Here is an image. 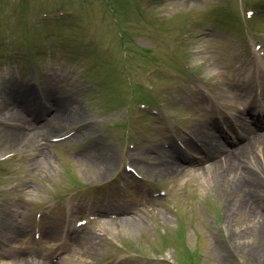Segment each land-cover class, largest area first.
Segmentation results:
<instances>
[{
    "label": "rangeland",
    "instance_id": "374dc122",
    "mask_svg": "<svg viewBox=\"0 0 264 264\" xmlns=\"http://www.w3.org/2000/svg\"><path fill=\"white\" fill-rule=\"evenodd\" d=\"M17 95L33 119L0 114V264H264L263 154L254 186L204 174L255 134L237 118L264 96V0H0V102ZM63 100L69 119L10 142Z\"/></svg>",
    "mask_w": 264,
    "mask_h": 264
},
{
    "label": "bare ground",
    "instance_id": "6f19581e",
    "mask_svg": "<svg viewBox=\"0 0 264 264\" xmlns=\"http://www.w3.org/2000/svg\"><path fill=\"white\" fill-rule=\"evenodd\" d=\"M12 99L6 98L2 102H0V114L3 116H7L9 120L16 122V123H29V119H33L32 111H27L25 109H22V103L25 101L20 100V96H14ZM20 100V101H19ZM70 103L67 100H63L60 102H57L56 108L53 112H51V116L45 123L34 125L33 127L36 129L33 131V133H23V132H12L9 131L6 133L11 143L16 144L18 146L27 148L35 145L37 143V140L46 133H48L50 130L56 128L60 123L65 122L66 119H69L71 117V109ZM22 111L20 112V110ZM35 119V118H34ZM212 129L205 128L203 132H201V137L203 142L206 144V147L212 151V155L210 157H215L214 154L217 153V151L222 148V145L220 144L219 137L215 134V128L211 125ZM82 130L77 131V134L74 135L75 137H78L79 135H82ZM264 131L255 133L254 135L250 133L248 137H246V141L244 143H241L237 145V147L233 151L229 150H222L223 154H220L218 157L210 158L209 165L204 169L205 176L208 175L210 180L212 181H218V179H226L227 176L230 174L234 175V172L237 174L240 172V177L237 178V183L240 184L241 181L244 179V182L246 183L248 180L250 181V184L253 186L255 185L253 178L251 175L253 174L252 171H250V168H248L246 165L248 164L247 161H253V149L260 150V153L264 156ZM252 146V147H251ZM97 152L100 153L98 155L99 157V164L104 163L107 165V161H109V157L106 154L105 147L98 145V148H96ZM244 162L242 163V161ZM239 163H241L239 165ZM178 163H175V166L173 168H166L165 171H180L182 170V166L177 165ZM242 179V180H241ZM256 188V187H255ZM18 238L17 234H12L8 241H16ZM39 264L31 260H21L20 264Z\"/></svg>",
    "mask_w": 264,
    "mask_h": 264
}]
</instances>
